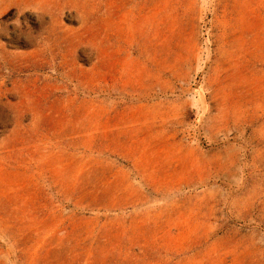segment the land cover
<instances>
[{
    "label": "rangeland",
    "instance_id": "1",
    "mask_svg": "<svg viewBox=\"0 0 264 264\" xmlns=\"http://www.w3.org/2000/svg\"><path fill=\"white\" fill-rule=\"evenodd\" d=\"M0 264H264V0H0Z\"/></svg>",
    "mask_w": 264,
    "mask_h": 264
}]
</instances>
